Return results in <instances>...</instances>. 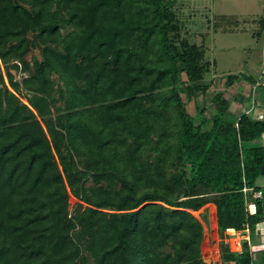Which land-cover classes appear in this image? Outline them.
<instances>
[{
  "label": "trees",
  "instance_id": "obj_1",
  "mask_svg": "<svg viewBox=\"0 0 264 264\" xmlns=\"http://www.w3.org/2000/svg\"><path fill=\"white\" fill-rule=\"evenodd\" d=\"M175 1L0 0V264H208L209 203L222 264H254L225 238L264 222V116L232 101L264 85L228 74L250 93L207 116L212 63Z\"/></svg>",
  "mask_w": 264,
  "mask_h": 264
},
{
  "label": "rangeland",
  "instance_id": "obj_2",
  "mask_svg": "<svg viewBox=\"0 0 264 264\" xmlns=\"http://www.w3.org/2000/svg\"><path fill=\"white\" fill-rule=\"evenodd\" d=\"M175 11L182 25L183 36L191 43L203 45L206 49V59L212 63L206 79H213V85L207 94L206 103L208 109L205 112L211 116L214 106L211 104L212 96L215 91H225L230 100L232 96L239 92V87H243L242 93L246 94L251 85L241 81L234 84L233 87L225 85V79L228 74H254V71L262 70L257 79L260 80V86L264 83V30L260 38L253 33L259 29L258 19H261L264 12V0H176ZM234 29L232 30H225ZM32 55L39 56L38 49H33L28 58ZM263 58V59H262ZM15 74V71H12ZM26 75V74H25ZM24 74H15L16 79H21ZM7 81V80H6ZM241 84V85H240ZM264 90L258 87L257 93L252 100H248L246 107L252 112L253 99L256 98L257 104H264ZM24 102L25 99H24ZM236 105V111L239 113V103ZM232 105V106H233ZM186 107L190 113L194 111V101H186ZM254 112V111H253ZM254 144H264V137L256 139ZM258 185H264V177H260ZM78 200L70 196V209L73 210ZM203 205L199 210L192 211L198 217L204 226V237L201 244L203 259L208 264H222L220 257V236L218 232L217 217L213 219L211 205ZM206 215V219L204 218ZM233 233V232H232ZM241 235L234 234L226 236L225 240L229 241L232 250L236 249V243L240 241ZM245 241V240H243Z\"/></svg>",
  "mask_w": 264,
  "mask_h": 264
},
{
  "label": "crops",
  "instance_id": "obj_3",
  "mask_svg": "<svg viewBox=\"0 0 264 264\" xmlns=\"http://www.w3.org/2000/svg\"><path fill=\"white\" fill-rule=\"evenodd\" d=\"M264 46V45H263ZM263 49H262V54H263ZM263 59V58H262ZM262 65H263V67H264V60L262 61ZM261 71L262 70H256V71H254L253 70V75L255 76V77H259L260 76V73H261ZM248 74H250V73H248ZM241 81H243V82H245V83H247V84H249L248 82H246V81H244V80H241ZM241 81H238V82H236V83H239V82H241ZM235 83V84H236ZM241 85V84H240ZM250 85V84H249ZM252 87V86H251ZM251 87L248 89V90H246V93H250V89H251ZM239 89L240 90H244L245 91V89L243 88V87H239ZM240 90H238L239 92H237V93H240V92H242V91H240ZM247 94V95H248ZM263 99H264V96H263ZM235 102H237L236 100H235ZM240 108H242V109H244L246 106L245 105H243V104H240V106H239ZM254 111H256V112H258V113H260V114H262L263 116H264V104H262V103H260V104H257V105H255V108H254ZM211 205H213L214 206V208H215V211H216V206L214 205V204H211ZM245 232L243 231V234H244ZM246 241H248L249 242V246H250V249H251V251H252V253H253V257H254V264H260V256H264V254H262L263 252H264V222H262V223H260V224H258L257 226H256V230L254 231V234H250V236H249V239L248 240H246ZM228 264H234V263H228Z\"/></svg>",
  "mask_w": 264,
  "mask_h": 264
},
{
  "label": "built area",
  "instance_id": "obj_4",
  "mask_svg": "<svg viewBox=\"0 0 264 264\" xmlns=\"http://www.w3.org/2000/svg\"><path fill=\"white\" fill-rule=\"evenodd\" d=\"M264 85V83H262ZM254 116L258 119H262L263 118V115L254 111ZM244 190H247V189H244ZM254 197L255 198H261L262 197V191H255L254 192ZM248 208H249V211L251 213H255L256 211V204L254 202L250 203L248 205ZM243 231L245 232L243 234ZM233 232V233H232ZM231 235H234V234H238V235H241V238H240V241L236 243V249L235 250H232L231 248V245L229 243V241H227L229 243V246H230V249L234 252H241L242 251V244H243V240H248L249 239V236H250V231L249 229H246V230H235V229H232V230H229L227 229L226 230V236H230Z\"/></svg>",
  "mask_w": 264,
  "mask_h": 264
},
{
  "label": "bare ground",
  "instance_id": "obj_5",
  "mask_svg": "<svg viewBox=\"0 0 264 264\" xmlns=\"http://www.w3.org/2000/svg\"><path fill=\"white\" fill-rule=\"evenodd\" d=\"M212 208L214 209V206H212ZM212 217H214L213 219H216V215H215L214 210L212 211ZM229 230H232V229H229Z\"/></svg>",
  "mask_w": 264,
  "mask_h": 264
},
{
  "label": "water",
  "instance_id": "obj_6",
  "mask_svg": "<svg viewBox=\"0 0 264 264\" xmlns=\"http://www.w3.org/2000/svg\"><path fill=\"white\" fill-rule=\"evenodd\" d=\"M263 16H264V12H263Z\"/></svg>",
  "mask_w": 264,
  "mask_h": 264
}]
</instances>
